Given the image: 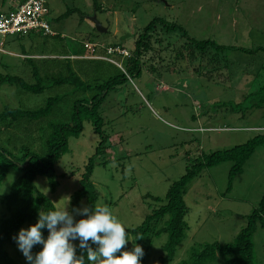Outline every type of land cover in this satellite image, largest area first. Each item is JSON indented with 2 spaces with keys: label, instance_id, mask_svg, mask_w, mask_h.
Returning a JSON list of instances; mask_svg holds the SVG:
<instances>
[{
  "label": "rangeland",
  "instance_id": "obj_1",
  "mask_svg": "<svg viewBox=\"0 0 264 264\" xmlns=\"http://www.w3.org/2000/svg\"><path fill=\"white\" fill-rule=\"evenodd\" d=\"M7 6L3 7L0 0V11H6ZM47 6L50 13L46 20L56 35L38 31L23 36L0 35L5 52H0V73L29 79L30 69L23 54L49 59L68 57L81 79L95 85L124 72L121 54L107 55L106 47L131 52L137 34L154 18L181 25L195 40H213L231 47L224 55L219 54L220 69L206 60L196 73L192 68L202 62L199 59L176 61L171 68L158 64L160 76L142 68L138 76H127V81L110 90L102 101L98 111L104 120L102 129L108 148L96 162L107 163L96 164L91 179L98 191L96 205L107 206L125 228L138 226L148 212L147 203L153 204L144 195L163 198L169 185L185 173L188 162L264 133L263 109L231 112L229 106L242 102L247 94L264 85V0H47ZM65 11L69 15L56 20ZM93 16L105 31L95 27L90 20ZM157 33L163 38L162 55H168L163 65L171 64L174 59L168 57L173 52L167 48L178 49L185 38L179 31L168 34L158 29ZM86 42L95 45V53L105 59L85 58L89 56ZM214 53L210 49L208 55ZM68 89V85L51 86L33 94L1 84L0 111L5 104L37 108L48 97L62 95ZM71 97L67 96L66 102ZM60 107L69 110L64 103ZM98 140L92 124L85 120L80 134L68 138L69 151L55 165L59 184L54 192H49L45 177L36 178L37 188L55 207L79 188L80 174ZM230 166V162H223L204 169L191 182L184 196L189 230L174 259L162 264H179L197 243L230 242L245 225L246 216L264 194V145L256 148L242 173L234 177L231 190L223 195ZM18 174L15 170L9 172L0 194L8 190V183ZM84 205L82 201L79 207ZM166 237L161 234L151 241L141 264H158ZM132 247L131 239L126 250ZM8 249L11 253L18 250L16 245ZM253 249L255 262L264 264V228L254 233ZM212 264H221V258L217 256Z\"/></svg>",
  "mask_w": 264,
  "mask_h": 264
},
{
  "label": "trees",
  "instance_id": "obj_2",
  "mask_svg": "<svg viewBox=\"0 0 264 264\" xmlns=\"http://www.w3.org/2000/svg\"><path fill=\"white\" fill-rule=\"evenodd\" d=\"M23 1L1 0V5L4 7L8 4L7 10H9ZM68 15L69 11H65L56 20ZM158 29L168 34L172 31H179L180 35L185 38L178 49L164 46L169 52H173L168 57L170 61L175 60L172 61L173 64L163 65L168 55L166 57L162 55L163 38L158 35ZM32 32L36 31L29 33ZM55 35L54 32L53 36ZM133 43V50L129 51L128 57L123 58L124 72L120 71L95 85L81 79L68 57L49 59L23 54V61L30 69V80L16 74L0 73V85L15 86L21 92L39 94L48 87L63 85H68L70 88L67 93L48 97L44 104L37 108L14 107L5 104L0 111V186L11 170L19 172L18 176L8 183V190L0 194V264H26L19 250L9 252L8 248L16 245L13 237L20 228L34 224L41 210L51 211L56 208L48 195L39 191L35 180L38 176L45 177L49 192H54L59 184L55 165L62 156L68 153V138L80 134L85 120L92 124V129L99 136V140L93 155L88 158L80 174L79 188L70 197L69 210L71 211L72 207H79L82 201H84V206L89 205L93 208L96 206L98 191L91 175L96 164L105 165L107 163L106 161L97 163L96 159L102 156L108 148V145L104 143L106 140L102 129L104 120L98 110L110 90L124 84L127 76H138L142 68H146L151 74L157 73V76H160L158 64L171 68L176 61L193 62L199 59L202 62L192 68L196 73H200L203 62L206 60L216 65V69H220L219 54L224 55L225 51L231 48L218 45L213 40H195L181 25L162 18L152 19L137 34ZM210 49L215 52L212 56L208 55ZM48 61L54 62L48 64ZM209 71L206 75L210 73ZM92 89H95L94 92L86 95ZM69 95L72 97L66 102V97ZM252 95L256 97L251 98ZM61 103H64V107H69L68 112L60 107ZM245 103L247 106H243ZM229 106H231V112L237 109L245 111L248 108H260L263 109L264 117V85L257 91L247 94L242 102L232 103V105L229 103ZM261 145H264V133L256 134L243 144L204 154L202 159L196 158L191 163L188 162L185 173L169 185L163 198L145 194L144 198H150L153 204L147 203L148 212L138 226L125 228L127 238L132 239L133 244L142 247L143 258L147 256L151 241L165 234L167 237L162 244V254L158 257V264L172 261L178 245L189 230V224L186 221L189 208L184 201V196L191 182L204 169L223 162H230L227 187L223 195L228 193L234 177L242 173L246 161ZM258 228H264V194L258 205L246 216L245 225L232 241L221 243L212 240L194 244L179 264H212L217 256L221 258V264H257L254 260L253 235ZM43 234L47 235L46 230ZM39 247H34L33 252L39 251ZM78 254H80L79 249ZM85 264H87L86 254Z\"/></svg>",
  "mask_w": 264,
  "mask_h": 264
},
{
  "label": "clouds",
  "instance_id": "obj_3",
  "mask_svg": "<svg viewBox=\"0 0 264 264\" xmlns=\"http://www.w3.org/2000/svg\"><path fill=\"white\" fill-rule=\"evenodd\" d=\"M63 199L54 210H41L34 224L20 228L13 237L26 264H85V254L87 264H141L142 247L133 244L126 250L130 241L126 229L107 206L70 211L71 198ZM36 246L39 251L34 253Z\"/></svg>",
  "mask_w": 264,
  "mask_h": 264
},
{
  "label": "built area",
  "instance_id": "obj_4",
  "mask_svg": "<svg viewBox=\"0 0 264 264\" xmlns=\"http://www.w3.org/2000/svg\"><path fill=\"white\" fill-rule=\"evenodd\" d=\"M49 13L47 0H24L13 9L0 12V35L17 34L23 36L30 31H40L45 35H53L54 32L51 31L50 24L46 20ZM84 47L89 54L88 57L84 56L85 58L105 59L104 55L95 53L96 46L90 42H86ZM105 51L107 55L115 52L120 53L122 58L129 56V52L121 47L107 46ZM0 52H4L3 41H0ZM110 61L114 62L113 60Z\"/></svg>",
  "mask_w": 264,
  "mask_h": 264
},
{
  "label": "water",
  "instance_id": "obj_5",
  "mask_svg": "<svg viewBox=\"0 0 264 264\" xmlns=\"http://www.w3.org/2000/svg\"><path fill=\"white\" fill-rule=\"evenodd\" d=\"M90 20L94 23L95 27L99 30V31H105L106 29L102 28L100 26V24L98 23V21L96 20V17H90Z\"/></svg>",
  "mask_w": 264,
  "mask_h": 264
}]
</instances>
